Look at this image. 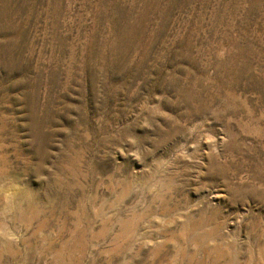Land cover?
<instances>
[{
    "label": "rangeland",
    "instance_id": "374dc122",
    "mask_svg": "<svg viewBox=\"0 0 264 264\" xmlns=\"http://www.w3.org/2000/svg\"><path fill=\"white\" fill-rule=\"evenodd\" d=\"M0 264H264V0H0Z\"/></svg>",
    "mask_w": 264,
    "mask_h": 264
},
{
    "label": "bare ground",
    "instance_id": "6f19581e",
    "mask_svg": "<svg viewBox=\"0 0 264 264\" xmlns=\"http://www.w3.org/2000/svg\"><path fill=\"white\" fill-rule=\"evenodd\" d=\"M25 240V239H24Z\"/></svg>",
    "mask_w": 264,
    "mask_h": 264
}]
</instances>
